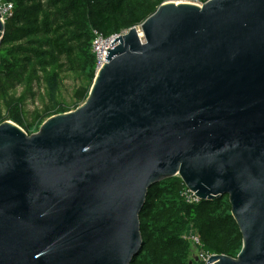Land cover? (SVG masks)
Here are the masks:
<instances>
[{
    "label": "water",
    "instance_id": "obj_1",
    "mask_svg": "<svg viewBox=\"0 0 264 264\" xmlns=\"http://www.w3.org/2000/svg\"><path fill=\"white\" fill-rule=\"evenodd\" d=\"M111 45L78 108L0 124V264H132L175 176L228 196L243 246L208 264H264V0L163 3Z\"/></svg>",
    "mask_w": 264,
    "mask_h": 264
},
{
    "label": "trees",
    "instance_id": "obj_2",
    "mask_svg": "<svg viewBox=\"0 0 264 264\" xmlns=\"http://www.w3.org/2000/svg\"><path fill=\"white\" fill-rule=\"evenodd\" d=\"M13 14L0 44V124L29 135L50 117L82 105L97 68L94 31L105 37L138 27L165 0H7ZM73 88L65 99V81ZM42 92V107L26 106ZM30 117V118H28ZM175 176L151 186L140 214L143 246L132 264H202L184 234L191 225L206 251L235 258L243 246L228 196L189 204Z\"/></svg>",
    "mask_w": 264,
    "mask_h": 264
},
{
    "label": "built area",
    "instance_id": "obj_3",
    "mask_svg": "<svg viewBox=\"0 0 264 264\" xmlns=\"http://www.w3.org/2000/svg\"><path fill=\"white\" fill-rule=\"evenodd\" d=\"M209 0H165L164 3H184V4H194L198 6H203L206 2ZM0 14L2 16V19L6 21L8 18H10L13 14V4L7 0H0ZM127 33V31H121L119 34L112 35L110 37H105L102 33L98 31H94V40L92 43V52L96 56V68L97 70L102 67V65L105 63V59L107 57V51L108 48H111V43L118 37L124 35ZM184 199L189 204L199 203L201 199L195 195L194 192H192L190 189L185 187V191L183 192ZM184 239L192 244L194 247L196 254L199 258V261L202 264H208V260L211 256H214L215 254H212L204 249L203 242L198 234V232L195 230L194 227L191 225L188 227V230L184 234Z\"/></svg>",
    "mask_w": 264,
    "mask_h": 264
},
{
    "label": "rangeland",
    "instance_id": "obj_4",
    "mask_svg": "<svg viewBox=\"0 0 264 264\" xmlns=\"http://www.w3.org/2000/svg\"><path fill=\"white\" fill-rule=\"evenodd\" d=\"M65 89H64V96H65V99L66 100H69V95H68V91L73 88L74 86V83L71 81V80H66L65 81ZM42 92L43 91H40V94L36 97V99L34 101H29L27 106H26V109L27 111L30 113L32 112L34 109L36 108H41L42 107V104H43V101H42ZM30 118V117H28Z\"/></svg>",
    "mask_w": 264,
    "mask_h": 264
}]
</instances>
